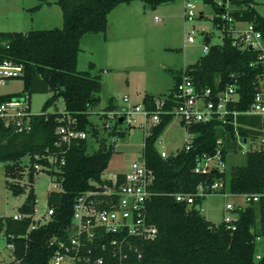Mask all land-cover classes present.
Segmentation results:
<instances>
[{"label":"trees","instance_id":"obj_1","mask_svg":"<svg viewBox=\"0 0 264 264\" xmlns=\"http://www.w3.org/2000/svg\"><path fill=\"white\" fill-rule=\"evenodd\" d=\"M134 0H55L61 12L60 27L50 29H30L25 32L0 31V62L8 60L22 67L21 90L15 94L0 95V103L12 97L31 93H47L50 96L42 103L39 114H29L18 118L0 117V162H4V184L13 195L23 192L17 182L26 171L27 192L17 207L19 213H31L35 196L31 188L33 175L45 171L61 184V190L48 191L45 203L52 208L50 219L24 237L29 218L14 220L11 216H0V233L6 244L13 246V261L9 264H47L52 253L48 240L52 236L63 237L72 214L75 197L88 189H93L89 181L101 183L100 175L106 168L112 153V145L104 139H96L98 129L88 119L99 103L101 88L99 74L76 70L79 39L83 34H103L106 29L108 12L120 3ZM144 6L155 7L173 0H137ZM213 12L211 21L224 33L217 14L222 10L216 6L217 0H200ZM230 15L236 21L251 22L264 38V17L253 7V0H229ZM48 4L40 0L31 10ZM208 44V37H203ZM255 52L239 49L231 44L230 38L222 36L221 43L208 45L194 63L172 74V85L162 95L143 94L140 104L145 109H153L156 98L165 97L166 109L173 104L172 93L183 72L196 89L208 88L211 92L223 90L232 84L238 93L235 109H245L254 92L255 76L258 68L251 65ZM62 100V109L54 107L46 112L55 101ZM28 107V106H27ZM112 98L107 100L102 111H114ZM172 118L171 114L160 115L157 123L150 125L143 137L140 155L145 166L151 170L153 178L149 185L152 194L145 201L144 219L156 229L151 239L124 237L123 234H109L103 238L105 250L95 249L91 258L101 256L102 264H264V247L257 253V238L264 236V146L244 153V162L233 165L221 172L209 171L205 174L193 172L194 159L202 154L211 155L215 150L216 132L220 123L180 124L192 134L174 154L161 158L154 144ZM27 120V129L17 131L15 123ZM117 117L113 125L121 122ZM7 121V125L5 122ZM236 123L254 124L257 118L236 117ZM82 131L85 138L61 139L57 129ZM224 144L221 147L225 162L228 142L234 145L233 129L225 127ZM239 134H245L241 127H235ZM109 135L123 136L124 131H109ZM88 137L95 138L97 147L88 150ZM22 157L27 164L22 165ZM55 160L50 165L48 158ZM35 165L40 168L35 169ZM55 166L57 171H53ZM49 168V169H46ZM117 182L122 174L115 175ZM221 179L224 189L233 195L257 194L255 202L233 209L236 217L230 230L222 221L214 224L204 219L199 212L201 200L186 205L173 198L176 192H193L198 183H210ZM215 193V192H214ZM11 236V237H10ZM110 239L122 241L121 261L118 254L107 244ZM128 241L129 248L125 244ZM122 255L125 257L123 258ZM139 255V256H137Z\"/></svg>","mask_w":264,"mask_h":264},{"label":"built area","instance_id":"obj_2","mask_svg":"<svg viewBox=\"0 0 264 264\" xmlns=\"http://www.w3.org/2000/svg\"><path fill=\"white\" fill-rule=\"evenodd\" d=\"M216 6L222 9L217 14L218 21L223 25L224 33L222 36L230 38L231 44L239 49H248L255 52V61L250 63L258 68L255 76L254 92L245 109H235L238 101V93L232 84L227 85L223 90L211 92L208 88L196 89L190 78L183 72L180 79L175 84L172 93L173 104L166 109L165 97L156 98L153 109H145L141 104L133 106H124L114 111H106L105 115L109 120L126 119L128 116L138 113L142 116L139 127L148 129L150 125L157 123L160 115L171 114L177 116L179 121L184 125L193 123H207L216 120L220 123L219 130L216 132L215 150L211 155L202 154L195 157L193 172L196 174H205L211 170L221 172L225 167L222 159L221 147L224 144V133H226V125L232 127L235 145L242 148L243 144L258 140L257 147H246L241 149V154L250 150H257L264 146V38L259 30H257L251 22L236 21L231 15L232 6L229 0H217ZM195 4L193 0H182V15L186 19H192L194 16ZM222 38V37H221ZM187 41L191 42L192 38L187 37ZM208 46H202V52L205 53ZM22 67L20 64H14L8 60L0 62V82L3 83L11 78L21 75ZM23 101L17 98H10L0 103L1 118H21L28 112V104L25 96ZM123 101L126 98L123 97ZM61 110V109H60ZM238 116L257 118L258 122L254 124H239L235 119ZM7 125V121L5 122ZM241 127L246 132L239 134L235 127ZM17 131L27 129V120L15 123ZM63 141L69 138H85L86 134L82 131L76 132L67 130L63 127L57 129ZM190 140V139H189ZM185 142V148L188 143ZM161 158L168 155L164 151H158ZM50 165L55 163L54 158L49 157ZM39 169L38 165L34 166ZM49 169V168H46ZM53 171H57L55 166ZM123 179L117 182L116 177L112 180H102L101 183L89 181L93 189L85 190L79 193L72 205V214L67 228L64 230L63 237L52 236L48 240V245L52 247V253L47 260V264H102V257L91 258V254L95 249L105 250L106 244L102 241L109 234H123L124 237H137L142 239H151L156 233L153 225H150L144 219L145 201L152 194L149 190L153 175L150 169L145 166L144 160L139 154L138 157L131 162L129 171L122 173ZM50 182L55 189L61 190V184L55 180L54 176H49ZM223 182L216 179L210 182L198 183L193 192H176L173 198L177 202L186 205L193 204L197 198L205 197L214 192H221ZM243 201L255 202L258 199L257 194H239ZM236 207H242L237 205ZM235 207V208H236ZM227 210L235 209L231 204H226ZM34 208L31 213H14L11 217L14 220L29 218L28 226L25 230L24 237L27 233L39 225L46 223L52 214V208L46 205L45 211L34 216ZM235 219V218H234ZM228 216L223 217L222 222L230 229H234V225ZM11 237V236H10ZM113 248V253L118 256L121 261V244L122 241L110 239L107 242ZM125 244L129 248L128 241ZM9 252V257L4 263L9 264L13 261L12 244L5 243ZM139 256V255H137ZM124 258L125 256L122 255ZM121 264V263H119Z\"/></svg>","mask_w":264,"mask_h":264},{"label":"rangeland","instance_id":"obj_3","mask_svg":"<svg viewBox=\"0 0 264 264\" xmlns=\"http://www.w3.org/2000/svg\"><path fill=\"white\" fill-rule=\"evenodd\" d=\"M19 1L30 2V0H9L8 3L12 5ZM4 2L5 0H0V5L4 6ZM193 2L195 9L192 19H186L182 16L181 0H173L169 10L164 13L167 16L163 15L161 10L152 14L147 13L139 23L135 20H129L131 24L128 29L123 30L121 26L115 29L113 34L111 33L115 39L126 38L128 37L126 35L131 33L130 35L134 36L133 38L136 40V47L135 49H129L121 41V47L117 51H114L115 55L112 54L109 60V63L117 64L114 65V68L109 67L108 71L105 69L102 72V68L104 67L97 65V63L101 62L99 56H103L102 51L98 52V50L93 49L91 52L84 51L78 53L76 70L87 71L90 75L99 74L100 78H102V86L98 93L99 103L88 117L90 122L95 124L98 129L96 139H104L105 142L112 145V153L106 168L100 175L101 179L112 180L116 174L128 172L131 162L140 153L143 137L147 133L146 129L138 125L142 120V116L138 113L128 116L118 126H114V121L108 119L105 115L106 111H102L106 106L107 100L112 98V103L116 106V109H120L124 106L129 107L140 104L143 93H152L153 95L164 94L172 85L170 74L172 75L173 73V70L166 72L164 70L165 66L176 68L177 66H182V64L186 66L194 63L203 53L202 46L205 44L203 42L205 35L208 37L207 46L221 43V30L214 26L211 21V17L213 16L212 9L200 0H193ZM253 2L255 11L264 17V0H253ZM23 14L24 20L17 19L16 21L20 23L15 22V24H18L17 26H19L20 30L35 29L34 27L22 29L23 26L24 28L29 26V18H31L29 13ZM33 18L35 21V16ZM53 22H57L55 23L57 26L59 22L58 14ZM188 36L192 38L191 42L187 41ZM89 63H94L95 65L90 66ZM126 81L130 82V90L126 87ZM19 86L20 80L11 78L8 82H0V92H15ZM50 94L51 92L31 93L28 98L27 112L29 114H39L42 103ZM123 97L126 98V101H123ZM16 98L20 102L23 101L22 96H17ZM54 107L58 110L62 109V100L60 98L55 101L54 105L47 107L46 112L53 111ZM117 130L124 131V135L116 136L108 134L109 131L116 132ZM192 136L180 124L179 118L174 115L158 136V142H155L154 146L157 151H164L167 155H172ZM96 139L88 137V150L97 147ZM257 145V139L243 144L242 148L229 141L226 149L225 169L228 170L233 165L243 164L244 154H241V149H245L246 147L255 148ZM20 162L22 165H26L27 158L22 157ZM4 164V162H0V216H12L17 212V207L23 201L29 186L26 180V171H24V175L17 182L23 187V192L13 195L4 184ZM31 188L35 196L34 216H36L46 209V193L58 189H55L50 182L49 175L41 170L34 173ZM226 204H231L234 208L237 205H246L241 196L230 194L224 189L223 192L208 194L201 200L200 215L214 224L221 222L225 216L234 219L236 215L233 209L227 210L225 208ZM263 247L264 236L258 238L256 252L260 253ZM8 257L9 252L0 233V263L6 262Z\"/></svg>","mask_w":264,"mask_h":264},{"label":"crops","instance_id":"obj_4","mask_svg":"<svg viewBox=\"0 0 264 264\" xmlns=\"http://www.w3.org/2000/svg\"><path fill=\"white\" fill-rule=\"evenodd\" d=\"M39 1L40 0H30V2H28V3L19 1V2L13 3L11 5V3H8L9 0H5V2L3 3L4 6H2V4L0 5V31L25 32V30H20L19 26H17L18 24H15V22H19V21H16L17 19L24 20L23 19L24 18L23 13H26V12L31 15V18H29L30 23L28 24L29 26H27V28H24V26H23L22 29H30L32 27H34L35 29H41V28H44V29L49 28L50 29L52 27L57 28L58 25H60V23H61V12H60L59 7L55 4V0H43L44 2H47L48 4H44L35 10H31V8H33L37 3H39ZM170 6H171V2L159 5V6L155 7L154 9H150V8L144 6L140 1H136V0L131 1L129 3L117 4L116 6H114V8H112L108 12V14L106 16V29L102 35H100V34H83L80 37L79 42H78L79 48H80L79 52L80 53L84 52V51L91 52L93 49L98 50V52L102 51L103 56L102 57L99 56L101 58L100 59L101 62L97 63V65H100V67H104V68H102V72H104L105 69L108 71L109 67L114 68L115 67L114 65H116L117 63H109V60H110V57L112 56V54L115 55L114 51H117L121 47L120 46V45H122L121 41H123V44L125 43L124 46H126L129 49L130 48L135 49V47H136L135 46L136 40H134V38H133L134 36L130 35L131 33H129V34L126 33V34H128V35H126V36H128L126 38L123 37L121 39H115L114 36H112L115 29H117L119 26H121V28H123V30H126V29H128L129 25L131 24L130 21L135 20V21H137V23H139V21L142 20V17L144 18L147 13L152 14L154 12L161 10L163 12V15L167 16L164 13H166V11L169 10ZM181 6H182V0H181ZM57 14H58V21L59 22L56 26L55 23H57V22H53V21H54L55 17H57ZM34 16L36 18L35 21L33 20ZM16 17H18V18H16ZM19 25H22V24H19ZM23 25H24V22H23ZM112 50L114 53L112 52ZM78 56H79V54H77V57H76V64L78 61ZM82 61H83V59H82ZM89 65L94 66L95 64L89 63ZM184 67H185V65H183V64H182V66H179V67L177 66L176 68L165 66L164 70L166 72L173 70V73H174V72H176V71H178ZM170 76H171V80H172V75L170 74ZM101 79L102 78H100V84L102 83ZM8 81L9 80H7L5 82H8ZM126 87L128 88V90L131 89L129 81H126ZM20 90H21V81H20L19 88L15 92L14 91L13 92L12 91H3V92H0V95L15 94V93H18ZM143 94H146V93H143ZM147 94L153 95L152 93H147ZM158 95H162V94H158ZM153 96H156V95L154 94ZM141 99H142V97H141ZM156 142H158V140H156ZM225 162H226V159H225ZM122 173H125V172H122ZM122 173H118V174H122ZM257 241H258V238H257Z\"/></svg>","mask_w":264,"mask_h":264},{"label":"water","instance_id":"obj_5","mask_svg":"<svg viewBox=\"0 0 264 264\" xmlns=\"http://www.w3.org/2000/svg\"><path fill=\"white\" fill-rule=\"evenodd\" d=\"M119 122H121V119L118 120ZM212 172H214V170H211Z\"/></svg>","mask_w":264,"mask_h":264}]
</instances>
